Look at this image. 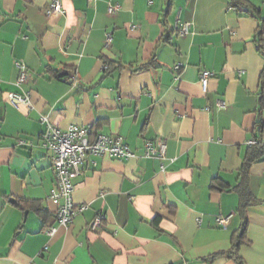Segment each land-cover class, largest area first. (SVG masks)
I'll return each mask as SVG.
<instances>
[{"label": "crops", "instance_id": "1", "mask_svg": "<svg viewBox=\"0 0 264 264\" xmlns=\"http://www.w3.org/2000/svg\"><path fill=\"white\" fill-rule=\"evenodd\" d=\"M51 1L0 0V264H239L227 254L244 221L233 189L249 142L264 141V0H250L256 17L230 0H173L166 17L167 0H63L66 13L49 17ZM109 3L121 5L116 15ZM16 61L30 70L21 86ZM9 91L31 92L34 108L8 103ZM41 115L121 135L135 154L87 158L74 181L86 208L68 227L49 199L57 178ZM158 139L165 157L147 156ZM263 158L249 167L244 264H264Z\"/></svg>", "mask_w": 264, "mask_h": 264}, {"label": "built area", "instance_id": "2", "mask_svg": "<svg viewBox=\"0 0 264 264\" xmlns=\"http://www.w3.org/2000/svg\"><path fill=\"white\" fill-rule=\"evenodd\" d=\"M95 1V0H90ZM121 9L119 3H109V15H116ZM66 10L63 5V0H52L48 9L49 17H56L65 14ZM189 23H185L180 33L185 35L189 32ZM134 28V27H132ZM112 34L106 36V44L110 45ZM16 67L19 70L18 85L26 83L30 76V70L26 63L16 61ZM105 69L108 65L105 64ZM182 63L176 66V69H181ZM208 72L202 75V85L204 90L207 89ZM7 102L20 109L25 105L29 110L34 108L31 92H7ZM219 105H226L224 102H219ZM41 121L45 123L46 128L40 135L41 146L49 153L52 166L56 171L57 186L49 195V199L55 203L60 202L56 211V219L59 225L68 227L75 220L76 216L82 212L86 205L76 204L74 200L75 179L83 173V166L89 156H108L119 160H129L135 157L129 144L121 135L97 134L93 135L91 127L70 125L67 129H62L59 126L51 123L48 117L41 115ZM264 144V141H262ZM23 146H33L31 140H20ZM253 140L250 145L258 144ZM146 155L149 157L164 158L167 150V143L164 139H158L157 142H145ZM233 214L219 216L217 222L221 226H226ZM104 217L98 215L91 223L92 230H98L101 227ZM57 227L49 225L45 228V232L49 236H54ZM36 264V263H31Z\"/></svg>", "mask_w": 264, "mask_h": 264}, {"label": "trees", "instance_id": "3", "mask_svg": "<svg viewBox=\"0 0 264 264\" xmlns=\"http://www.w3.org/2000/svg\"><path fill=\"white\" fill-rule=\"evenodd\" d=\"M173 0H167V9L165 11L164 16L166 17L172 7ZM230 6L238 10V12H246L248 14L254 15L255 17L260 14V11L255 8L250 0H230ZM256 40L258 43V48L264 55V21L260 26V29L257 32ZM168 42V39H166ZM155 64V59L149 62L148 64L144 65L143 68L147 66H153ZM108 65V69L106 70L107 73H110L112 70L119 67L118 65L111 63H106ZM123 66V65H122ZM50 72H54L55 76L62 77L57 71H54L51 67L49 68ZM264 156V145L262 141L259 142L256 146H253L249 152L246 160L243 163L241 168V180L238 184L234 187L233 190L237 191L240 197V204L238 212L241 215L242 219H244L242 226L238 231L234 233L233 236V245L230 251L227 253L229 257L234 258L238 261L239 264H244L242 257L239 254V249L241 245L248 244L249 240L247 238V221H246V210L247 208L253 203V193L249 186V167L251 166L252 162L257 161L258 159ZM220 185H222L220 183ZM223 186V185H222ZM28 205V204H27ZM23 203H19V206L22 209H27L28 206ZM41 211V209L38 208Z\"/></svg>", "mask_w": 264, "mask_h": 264}, {"label": "water", "instance_id": "4", "mask_svg": "<svg viewBox=\"0 0 264 264\" xmlns=\"http://www.w3.org/2000/svg\"><path fill=\"white\" fill-rule=\"evenodd\" d=\"M262 160H264V158Z\"/></svg>", "mask_w": 264, "mask_h": 264}]
</instances>
